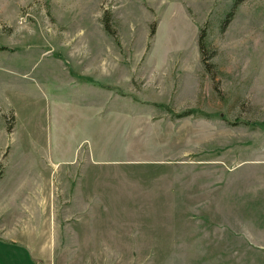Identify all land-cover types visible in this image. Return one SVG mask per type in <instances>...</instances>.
<instances>
[{"label":"rangeland","instance_id":"obj_1","mask_svg":"<svg viewBox=\"0 0 264 264\" xmlns=\"http://www.w3.org/2000/svg\"><path fill=\"white\" fill-rule=\"evenodd\" d=\"M235 2L0 0V260L264 264V0Z\"/></svg>","mask_w":264,"mask_h":264},{"label":"trees","instance_id":"obj_2","mask_svg":"<svg viewBox=\"0 0 264 264\" xmlns=\"http://www.w3.org/2000/svg\"><path fill=\"white\" fill-rule=\"evenodd\" d=\"M243 0H236V2H235V4H234V7L237 5V4H239L240 2H242ZM229 16H231V15H229ZM230 18V17H229ZM105 28H106V30L107 31H110V28H109V25H108V22H105ZM203 34L201 35V37H200V41H199V47H200V49H201V53H202V55H203V58H202V60H203V63H204V66H205V68H207V70H208V65H205V60H206V58H205V56H204V54H205V46H204V41L206 40L205 38V35H204V33H205V30L203 29ZM155 33V25H153V27H152V30H151V36L153 35ZM160 107H162V108H167V106H164V105H159ZM169 112H171V115L172 114H174V116L175 117H177V118H186V117H188V116H198V117H209V115H206V114H198V113H196L195 111H193V110H189V111H184V112H182V113H180V114H178V115H176L172 110H168Z\"/></svg>","mask_w":264,"mask_h":264},{"label":"crops","instance_id":"obj_3","mask_svg":"<svg viewBox=\"0 0 264 264\" xmlns=\"http://www.w3.org/2000/svg\"><path fill=\"white\" fill-rule=\"evenodd\" d=\"M101 120V118H98ZM88 125L90 126L89 129H88V136H87V139H89L90 141H94L93 143L97 144L98 141H105V137H102V138H99V133L101 132V129L97 128V127H100L98 123H94V125H90L88 123ZM109 139V138H108ZM95 147V146H93ZM105 154L107 152H104ZM92 155L93 157L96 156V152H94V149H93V152H92ZM117 161V160H116ZM1 260L0 262H6V264H17V263H11V261L7 258L5 260V258H3V256H1ZM19 264H30V262L27 260L26 257H24V254L23 252H19Z\"/></svg>","mask_w":264,"mask_h":264}]
</instances>
